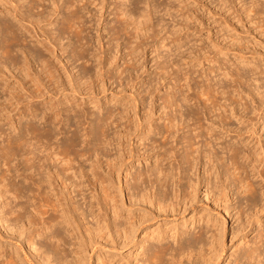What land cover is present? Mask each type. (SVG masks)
Instances as JSON below:
<instances>
[{"label": "rangeland", "instance_id": "1", "mask_svg": "<svg viewBox=\"0 0 264 264\" xmlns=\"http://www.w3.org/2000/svg\"><path fill=\"white\" fill-rule=\"evenodd\" d=\"M67 1L68 0H57V5L59 8L58 12L55 11L53 0H44V1L42 0L43 3L39 1L38 7L33 8L32 10L28 9V6L30 4L29 0L20 1L21 4L24 5L21 8L22 12L25 11L30 13L31 15H36L33 16V18L39 19V20L37 19V23L39 22L38 25L37 23H35V29H31L32 31L29 30L30 31L29 33L26 32L23 28L20 30L22 31L21 33L22 36L24 37V41L21 44L17 45V47L15 46L16 49L22 48L23 50H26L27 54L28 52H30V50L31 52L34 53V54L32 53L34 55L33 56L34 60L29 61L28 65L30 68L29 69L30 74L33 73L31 75L35 77L33 79L31 75H28L29 77H31V79L29 77L23 78L22 83L24 86L21 84L23 88H20L21 85L19 84V81L16 78V76L18 75V70L17 69L14 70L12 66H10L11 69L2 68V70L3 69L5 70L6 75L3 76L2 72L0 73V108H1L0 130L2 131L4 130L3 132L5 133L7 132L11 133L10 135L15 134L16 132L15 130L16 128L14 127L19 125L17 121L19 118V113H21L22 110L19 109L20 104H17L16 101L18 98L15 99V97L24 98L23 100L25 102L22 101V99H19V101H21L20 102L21 104H25L27 108L31 107L33 104L38 105V107L40 108L39 114L35 118L34 122H36V124L41 127H46V126H42L44 119L43 118L41 119L43 115L41 111H43L45 107L49 105L52 106L53 104L55 113L59 110L63 112V113L61 112L60 118L59 116H57L60 122L58 123L57 119H55L54 121L55 124L57 125H55V135L52 138L53 141L56 144L65 141L70 136V133L74 131L75 128L77 127L76 128L77 131L78 130L80 131V132L76 131L80 138L79 139L80 145L77 146V148L78 149L80 148L79 150L90 149V151L93 154L91 159H89L90 162L93 161L94 159H95L94 161H97V159H99L98 162L101 164L100 166L102 168L99 167L98 164V168H97L99 170V171L97 170L98 173L99 174L102 173V175L107 176V173L110 170V169L108 170V164L111 163L112 166L111 165L110 166L112 173L109 175L110 177L109 181H110V185L112 186L111 188L113 189V190L110 189L111 194L113 193L112 195L114 196L115 200L119 202L121 201L120 199H123L122 200L123 206L125 204L123 208L127 210V212L131 210L129 211V213H131L132 211H133L132 213L138 212L137 210L140 207L145 208L148 211L150 210L152 211V212L150 211L151 213H153L150 219L146 221L144 223V227L137 232L138 239L143 237L145 233L149 234L151 232H155V233L166 232L165 236L168 237L166 241L168 242L170 241L169 243L172 245V243L175 244L174 243L175 240L172 239L171 237L172 234L176 232H181L182 230L185 229L187 230L188 234L189 233L191 234L188 235L189 238L192 237L193 239L196 238L198 232L201 230L200 232L202 233V236L204 238V241L203 238H201L202 239L201 242L202 243L205 242L204 244L207 245L205 246L203 244L204 245L203 250L205 253L203 254L202 252L201 257L203 261L201 260L200 257V261H198L199 264L201 262L202 263L204 262L203 264H205V260L206 262L209 260L210 263L207 262L209 264H242L244 262H245L244 264H254L253 261L250 262L247 259H245V257L243 258L242 254L244 256L246 250L259 247L260 244H258V241L259 243H264V237H263L264 209L262 211L258 210L259 205L256 207L251 205V208L248 207L249 205L247 204L248 203L247 195L243 191H241V189L238 188L240 184H238L239 185L238 186L237 182L234 181L233 183L232 179L231 178L229 179L230 176L228 174L232 173L233 170L232 169L229 170L230 172L226 174L227 172H225L224 167H222L223 169L222 171L219 165L221 163L224 164V161L226 166L229 165L230 161L227 160L229 155V153H227L228 152L227 147L229 145H234V144L237 145L242 152L243 150L244 152H246L248 149L255 150L256 152H258L259 155L258 157H256V159L253 158V161H250L251 164L249 166L247 165L249 161L245 160L244 158L243 160L239 159L240 165L247 166V170H246L247 172L246 173L243 172L242 177L245 178L248 177V179H250L252 182L262 181L260 183L263 184L264 180L260 178V176H258L257 173L256 176L254 177L253 171H251V167L252 166L257 167L255 169L256 172H258V170L259 171L264 170V164L260 163V159L262 158L260 153L264 151V125L262 123L264 122L263 121L264 118H260L258 122L255 124L254 126L255 131H253L252 133L249 132L248 134L245 133L244 136L247 135L250 136L249 139L244 141L243 143L239 141L238 144L236 142L237 138L236 136H234L235 133L233 132L229 133L228 136L223 135L222 138L217 139L216 141L213 140L212 141L213 144L211 143L209 149L214 150L215 148V151L217 150L218 157H221L222 155V157L224 156L222 160L223 159L224 160L220 162L221 161L220 159L219 163L214 162L215 165L218 164L217 166H215L213 162L211 163L206 162L209 164H205V160H206V159L204 160L205 155L203 156L202 154V158L199 159L200 162L198 163V166L192 169H188L189 172L188 175L190 176V183L192 184L193 187L186 188L187 192L185 191L184 193L186 197L185 199L183 198L184 197L183 193L180 194V197L178 199H180L181 202L180 204H177L176 207H174V209L172 210L157 212V210L153 208V206L151 207V209H149L150 208L149 204H148L149 206L146 204H143V206L142 204L130 205L131 203H129L127 197H128V193L132 191V188L128 190L126 185L128 184L131 187L133 186L134 175L137 172L140 171L145 172V170H148L149 168H153L151 166L156 165L155 161L157 158H159V156H161L160 153H163L162 152L163 149L164 151L168 152L165 156L167 155L169 156H167V158L164 157L165 160L164 161L162 160L160 164L157 163L159 168L162 167L166 170L168 169V171L174 169L172 171L174 173V171L177 168H179V166H183V168L186 167V165H184L182 162L180 163H178L177 161L172 162V158L170 157L171 156L170 152L173 150L176 156L178 154V158H177L178 160H180L181 156L185 154L186 147L183 140L184 139L183 134L186 135L188 133L187 131L188 129H184V132L182 130H179L177 134H175L177 138H179V140L177 139V142L175 141L173 142V140L170 139L168 140L169 142H167L164 146L162 144L163 138L160 137L161 133L160 134L158 133V131L164 130L165 127L164 125L167 123L166 117L169 115V111L170 114L176 113V112L174 113V110H176V108L173 109V107L175 106H172L171 110L169 106H168L169 109L168 107L165 108V106H167V102L166 101L164 102L163 100L166 97L168 98L169 96L168 93H170L171 91L179 90L180 91L179 94L182 93V95H188L190 97H193L192 101L187 102V104L185 103L184 104L185 106L183 105L180 109L181 113H184L183 115L185 116V119L187 120V123L188 125L191 126V128H193L191 124L193 122H197L195 121L197 118L195 119V116L192 115V112H195L197 107L199 108V110H203V107L201 106L203 105L202 100L204 97L202 98L201 96L200 98L199 97L200 95H197L200 94L199 90L201 89L199 87L203 88V86H206L208 82L209 83L211 82L210 83L211 85L214 84L215 88H219L217 84L219 83V81L220 83L221 81H223L221 85L225 86L224 88L226 93L222 95L223 98H221V96L217 94L216 91H212V93L210 92L211 95L210 94L209 95L212 96L214 94L215 97L214 98L212 96L215 102L214 104L216 105L215 110L217 109L216 111L214 110L213 112L214 114L219 113L220 110L221 111L224 110L222 108L228 107L227 109L228 113L226 114L230 117L227 118L228 119L227 121H228V126L232 128L239 126L240 122L241 123L243 122L242 118L240 119L237 115H231L229 112V106L232 105L231 102L233 100L236 101V99L239 98V97L236 98V96L242 95L243 101L241 100V102L244 103V100L248 102L247 105L248 113H245L246 111L245 112L242 111L240 106L239 108L237 107L236 110V113L239 116L243 115L244 117H246L244 118L246 119V121L247 118H249L248 120H250V116L252 120L254 119V114H253L254 105L251 104V100L249 98H246L247 93L250 92V94L252 95L253 92L254 94L253 98L255 99L256 103L259 105V107L262 110L264 109L263 108L264 95H262L261 97L262 93L260 94V92H262L261 90L264 89L263 86L264 85V0H152V1L148 0V2L152 3V4L150 3L151 16L150 17L146 16V19L148 17L149 20L148 19L145 20L146 23L142 22V27L141 24L140 26L137 27L138 29L137 33L136 30L133 29V26L129 25L130 28L129 26H128L129 29L126 28V23L128 24L131 23V20H129L128 22L127 20L123 21V19L116 12L117 10L119 11L118 6L120 7V4L122 3L123 8L126 7L129 10L134 9L133 10L134 14L139 15L140 12L144 11L143 3L145 2L143 3L138 2V0H133V1L132 0H128V1L127 0H89L92 3L89 1L82 0L83 2L82 1L78 3L75 2L74 4L76 7L75 6L72 7L80 8L78 9V14H79L78 16H79V21H81L80 25H82L81 26L82 32L79 33V35L81 34L80 38L81 39L83 38L82 39L84 45L83 48L86 47V49L84 48L82 50L84 51L82 53H80L79 51L81 48L80 47L78 48L79 43H77V41L75 42L76 37L74 33H71L73 29L70 31L68 29V31L70 32L69 33L67 31V28L61 23L62 22L61 19H64L63 17H65V14H67L68 12L65 9ZM14 3L15 1L13 2V5ZM9 6L11 7L12 3H10ZM41 9H43L44 11L42 13L43 15L42 14L37 15L36 14L37 11ZM0 15H1L0 21L3 22L6 16L5 20L8 21V23L9 22H11L12 24L15 23V19L13 18L12 15L9 14L8 15L0 14ZM118 18H120L121 20L120 19L117 20ZM47 20L52 21L51 24ZM119 26L120 27L122 26L121 27L122 29L117 28ZM123 26L125 28H123ZM116 29L119 30L121 29L122 30V31L120 30L121 33L120 32L118 33L119 30L116 31ZM33 30L37 32H34ZM131 30H133V32L135 31L137 35L135 33L133 34V32L131 33ZM42 31H44L43 36H42ZM34 33L36 35H34ZM72 35L74 37H72ZM45 36H48L50 40L57 38L56 41H54L56 43L55 44L56 46L53 47L54 52L52 53L51 51L45 49L40 42H38V40L40 41L42 40L43 42L48 41L49 39L43 40ZM129 40H133V41H129ZM163 45H165V47L168 50L173 49V52H175V54L172 53V51L169 52L166 48H164ZM25 46L26 48H24ZM49 47L51 48V45ZM176 47L178 48L179 51L177 50ZM131 51L133 54L131 53ZM167 52L169 53L165 54ZM166 55L167 56L171 55V56L168 58ZM33 57H31L28 54V58H33ZM17 58H18L17 64L19 63L26 64V62H24L22 53L18 52ZM35 58L37 60L42 59L49 63L47 64L48 67H52L50 69L52 70V72H54L53 73L55 75L54 79L49 80V78L46 77L45 73L48 72L47 70L48 67L46 66V63L45 65L42 64V68H40L41 64H39L38 63L39 61L37 62ZM3 59L4 58H2L0 54V60ZM10 60L12 59L9 58V61ZM166 60L168 62H165ZM162 62L163 63L165 62L168 65L165 64L164 66ZM161 65H163L162 66L163 68L160 67ZM1 67H3V64L0 65V70ZM40 69H43L42 72ZM164 69H166L167 71ZM225 69H227L228 71ZM221 71L222 72L231 71L233 75L236 74V72H239L238 74L234 75V77L236 76L238 78L240 77L239 75L241 74L243 80L240 79L241 77L238 80H241L242 82L240 83L243 84L241 85L239 81L238 82L236 81L237 79L235 78H233L234 80L233 81L231 79L232 77H229L228 75L226 76L227 78H225L223 75H221ZM243 74L245 75L242 76ZM36 76L39 78V80L36 79L37 78ZM186 76L188 77L190 83L187 81L188 79L185 80ZM176 78L179 79L180 82H177ZM213 78H217L218 81H216V79ZM35 79L36 81L37 80L38 81L36 82ZM40 80L41 82L43 81L44 87L40 85ZM245 80L247 81L245 82ZM215 81L216 83L218 82L216 85H215ZM38 82L39 84H37ZM183 82L184 83L187 82L189 85H191V89H187L184 86L185 84ZM235 83L236 85L238 83L239 84L236 86ZM36 84L37 86L40 85L39 87H37V89H35ZM193 86H195L196 89L192 88ZM257 86L260 88V90ZM169 87L172 88V90H170ZM236 87L238 89H236ZM38 88L39 90L42 91H38ZM220 88L218 90H220ZM242 89H244V91ZM226 90L233 92L231 93L229 91L226 92ZM241 90H242V94H241ZM237 91L238 93L239 92L240 93L236 94ZM9 92H12L11 94H13L15 97L13 98V95H11ZM256 92L259 93L260 96L259 94L255 95ZM38 93H40L41 96ZM194 98L198 99V102H195ZM193 100L195 103L193 102ZM1 103L2 104L4 103V105H2ZM234 105L235 103L232 106ZM219 107L220 109H218ZM5 108H7L6 111H4ZM64 109H67V113L66 112L64 113L63 111ZM110 109H112V112L115 115L112 114L113 117H111V120L113 119L112 121L114 123L112 124L111 127H109L110 129L108 130V136L109 137L112 136L111 139L114 138V140L111 141L110 139L111 143L108 144L107 147L106 145L104 146V144H102V147H100L101 145L99 143V130H97L96 121H98V118L101 119V117L103 119V116L105 117L107 115L105 113H108V110ZM117 112H122V114ZM150 112H153V114H151ZM148 113H150L151 115H148ZM75 114H77L78 116ZM191 115L195 120L192 118ZM207 115L209 118L210 116L209 113ZM66 116L68 117V121L65 118ZM115 116L117 118H115ZM21 117L24 120L23 121L21 119V121H23V123L21 122V125H24V123L29 118H31V116H27V115H25L24 118L23 113H21L20 118ZM252 120L249 122H245L244 125L251 126V123L254 121ZM88 124H90V126H92L93 128L92 140L95 139L94 143H92L93 142L92 140H90L89 143H87L88 138H85V136L83 138V132L85 133V130L89 128ZM116 124L119 125V127ZM150 126H151L150 130L152 131H150L149 135H147L146 137H144L142 134H137L138 132L140 133L141 129L142 131L144 129L146 131L147 128ZM124 127L126 128L129 127L131 129L128 128L129 130L124 131L123 129ZM83 128H85V130ZM195 130H196L195 132H197V131H201L202 129L199 128ZM215 130L217 132L221 131L218 130V128H216ZM185 131L187 132L185 133ZM191 132L194 133V131ZM201 133L203 137L201 138L202 140L200 138L196 139V141L200 140L201 142H199L198 144L197 143L194 144L193 148L196 147L197 145L200 146L202 144L201 149H204V152L207 153L209 152V149L207 146H203L204 145L203 142H204V138L205 140L209 141L208 140L209 136L208 135H207L208 137L203 136L207 133L205 132V130H202ZM152 138L153 141L151 140ZM84 139H86L87 141L86 143L88 145L84 143L85 142L83 141ZM90 143L92 145H90ZM98 143L100 147L99 150L97 149ZM93 144L94 145L97 144V146H94ZM172 146L173 148L170 149ZM105 147L107 150L104 149ZM107 156L109 158H107ZM263 158H264V154H263ZM84 159H82L83 161L81 160L82 162H80L81 165H83L82 168L83 169L85 168L84 171H86L87 174L90 175L89 177H92V174L90 173L91 170H89L91 169V167L89 168L90 162L87 160H85L86 161L85 162ZM153 161L155 164L153 163ZM21 162L22 161L19 156L14 157V159L11 161L12 164H10L12 167L11 172L8 173L6 169L9 166H7V164L4 165V162L0 159V185H1V181H5L2 183H6V180H4L5 175H3L4 173H6V175L7 173L14 174L13 177H10L11 178L10 180L12 181L11 183L14 182V184H17L15 186H17L18 189L21 188L19 189V191H21L20 193H22V195L21 194L19 195L20 197L21 196L22 197L19 198L18 200L15 199V201H12L13 203L11 202V205L13 204L12 207L14 209H17L18 207L17 205H19L18 209H20L22 204L23 207L21 208L22 210L20 209L21 211L28 209L32 212L33 206L39 205L37 201L39 200V202H41L42 204L45 202L44 201L45 198L44 200L39 199V198H43L42 197L43 195L39 196V198H37L38 196L37 197L34 196L36 197V199L33 198V195L34 194L36 195L38 192L36 188H34L33 184L30 183L29 180H26L24 178V175L30 174V170L25 171L24 172L25 174L23 173L24 175L21 174L22 176L16 175V173L14 172L15 171L14 165L18 166V168L22 171L23 165ZM203 163L205 165H203ZM207 165L213 166L214 169L211 167L212 169L211 171H208L207 174H203L204 166L206 169H208L207 167L210 168V166ZM215 167L218 168V171L220 170V174L216 179H215L216 177L215 174L218 171H214ZM210 172H212V174H214L215 177L212 174H210ZM205 175H207V177L209 176L208 178L209 181L207 180L209 183L204 182L206 179ZM179 176L180 174L176 175V179ZM37 177L38 175L37 176L34 175L33 178L35 179ZM86 177L87 176H85L84 178L82 177V179L80 178L81 181L83 180L82 181L83 188L81 187L82 191L80 190V192H79V188H74V184H75L74 182L70 181L69 184L70 179L66 180V183H68L66 184L68 186L67 189L61 188L62 186L59 185L60 183H57L58 188L57 187L56 188L58 189V194H62L60 201L62 200L63 202H66V204H68L69 206H71L72 203H78L76 205H80L79 207L85 210L86 212L85 215L87 220L85 219L86 221L84 222H89L91 225L88 223L89 225L87 226L94 227L95 219H94V214L92 213H94L95 211L96 214L97 211L95 208L89 209L90 207H88L89 206L88 203L93 202L92 201L93 199L91 198V194H93L94 191H96V193L99 192L100 187L98 185L94 186L95 184H92L93 179H90L89 180L90 183H89L88 178ZM12 178H14V180ZM44 179L46 182L50 181V178L48 177V175H46V173H44L43 180ZM183 182L186 181L183 180L181 183ZM51 184L52 186H55L54 178L51 179ZM235 185L238 187H236ZM52 186L49 188L50 193L56 189V188L53 189ZM243 186H245V183H243ZM97 188L99 190H96ZM169 188L171 189L172 187L170 186ZM92 190L93 192H91ZM55 191H53L51 195L48 193L49 197L53 195L48 199V201H50V199L52 200L55 199ZM186 194L188 195L186 196ZM258 197L260 204V201L261 199L264 198V195L263 196L258 195ZM174 201L177 202V200L175 199ZM263 202L264 199L262 200V203ZM49 203L50 204L47 203L44 204L50 205V207L49 206L46 207L47 205L42 204L43 208L41 209L46 210L47 208L46 211L48 213H46L45 215L46 216L50 215L51 218L52 215H53L52 217H54L55 211L49 209V208L53 209V207L51 206L53 205V203L51 204V201ZM3 205L4 202L0 198V218H4L5 216L9 215V214L7 215L6 212L7 207H4ZM14 205L16 208L14 207ZM88 209L90 211H88ZM91 210H93V212ZM30 211L28 213V216L31 213ZM74 214L76 215V213ZM25 215H27L26 211H25ZM28 216H26V218L23 219V221L27 224L26 227H29L27 223ZM8 217L4 218L3 221L1 222L3 224V225L1 224L3 227L0 225V264L3 263V260L6 259L5 257H7L8 254H11L12 257L15 258L19 264H28L26 259L27 255L28 257L32 258L33 261L39 260L40 259L39 257L38 259L37 258L33 259V257H31V253L29 249L26 247V240H28L27 238H30L29 236H31L30 230L27 228L26 230L22 229L24 235L22 234L20 237L16 238L17 236H15L14 232L11 233L9 232L10 230L5 228V225L6 227L8 226V223H6V221L10 219L11 221L10 222L7 221V222L11 224L12 219L14 218L13 215H11L9 219ZM248 221H251L249 225L247 224ZM24 222L22 224L25 227ZM18 223L19 224H17V227L21 226L20 225L21 223L20 222ZM10 226L11 225H9V227ZM84 228H85L84 226L81 227V231L83 235L85 232ZM105 233L107 234L105 235ZM219 234L220 236H218ZM104 235H103L104 236L103 240L99 239L100 241L98 240L97 242L98 244L95 243L97 245L96 247L94 246L92 251H91L92 248L90 246L83 247L86 248L85 252L84 249L83 251L80 250L83 256L81 259L83 260V263L102 264L103 262V264H108V263L125 264V262L129 261L131 264H134L136 263L135 259L140 254L138 252H141L140 249H142V247L147 246L146 245L147 243L152 242V240L150 241L149 239L148 240L149 242L146 241L144 244L129 243L127 246L121 248V244L118 243L113 233L110 234V236H108V232L104 231ZM34 236H35V241L37 240L38 243L41 242V244H43V247L45 248L46 246L49 248L51 247L50 240L46 237V234L42 236L41 235L38 236L37 234H34ZM84 237H87V234ZM218 238L219 240L217 242ZM66 239L68 242L71 243L72 240H70V237H66ZM209 239H211V241ZM212 242L213 244H211ZM71 248H73V246L68 243L66 249H68L69 251L71 250ZM77 248L78 247L76 246V249ZM87 249L90 250L91 253H88L89 251H87ZM73 251H78V250H73ZM72 253H70V255ZM70 255L68 256L69 259L67 258V260H70L69 263L73 264V260L71 259L72 255L71 256ZM44 263L47 264L48 262H44ZM53 264H55V262Z\"/></svg>", "mask_w": 264, "mask_h": 264}, {"label": "bare ground", "instance_id": "2", "mask_svg": "<svg viewBox=\"0 0 264 264\" xmlns=\"http://www.w3.org/2000/svg\"><path fill=\"white\" fill-rule=\"evenodd\" d=\"M14 1H15V3L13 5ZM16 1L18 2L19 0H8V1L7 0H0V14H2V15H8V14L12 15L13 18L15 19V23H13V24L11 22L8 23V21L5 20L6 16H5L3 22L0 21V40H1L0 41L1 42V44H0V54H1L2 58H4L3 60H0V65L3 64V67H1V70H0V73L2 72L3 76L6 75L5 74V70L4 69L2 70V68H6V69L10 68L11 69L10 66H12L14 70H16V69L18 70V75L16 76V78L18 79L19 84L23 85V83H22L23 78L29 77L28 75L33 74V73L30 74V70H29L30 68H29L28 63H29V61L34 60V57H33L34 53L31 52V50H30L31 53L28 52V54L31 57H33V58H28V54L26 53V50H23L22 48L16 49L15 46L17 47V45L21 44L24 41V37L22 36V33H21L22 31H20V30L23 28L26 32L29 33L30 31H32L31 29H35V23H37V19L38 18L37 19L33 18V16H36V15H31L30 13L25 12V11L22 12L21 8L24 5L21 4V2H20L21 0L19 1L20 3L19 2L17 3ZM29 1H30V4L28 6L29 10H32L33 8H37L38 7V2L39 1L42 2V0H29ZM81 1L82 0H68L67 3H66V6H65L66 7L65 9L68 12H67V14H65V17H63L64 19H61L62 20L61 23L67 28V31H68V29H69V31L73 29L71 33H74V35L76 37L75 38L76 39L75 42L77 41V43H79L78 44L79 45L78 48L79 47L81 48L79 50L80 53L84 52V51H82L84 48L86 49V47L83 48V46H84L83 42H82L83 38L81 39L80 38L81 34L79 35V33L82 32V29H81L82 25H80L81 21H79V16H78L79 15L78 14V9H80V8L79 7L78 8H73L72 6H75V4H74L75 2L78 3V2H81ZM84 1H89V0H84ZM89 2H91V1H89ZM138 2H142V3L145 2V3H143L144 11H142L143 9L141 10L142 12H140V13L137 11L139 13V15H135L134 14V11H133L134 9L129 10L126 7L123 8V6H122L123 4L122 3L120 4V7L118 6L119 11L117 10V12H116L123 19V21L127 20V22H128L129 20H131V23H129V24L126 23V28H128L129 25L133 26V29L136 30V33L138 32L137 27L140 26V24H141V27H142V22L146 23L145 20H147L148 17L151 16L150 15V12H151L150 11V7H151L150 3L151 2H148V0H138ZM10 3H12L11 7L9 6ZM144 4H145V7H144ZM53 5L55 7V11L58 12L59 8H58V5H57V0H53ZM128 5H129V3H128ZM43 12H44L43 9H41V10L37 11L36 14L37 15H41ZM135 12H136V10H135ZM166 14H168V13H166ZM146 16H148L147 19H146ZM46 17H47V15H46ZM119 19L120 18H118L117 20H119ZM47 21L50 22V24L52 22V21H49V20H47ZM135 21H137V22H135ZM38 23H37V25H38ZM27 26H30V27H27ZM130 26H129V28H130ZM65 27H63V28H65ZM121 27L119 26L117 28H121ZM123 28H125V27L123 26ZM117 30H119V29H116V31ZM120 30L118 31V33L120 32ZM123 30H125V29H123ZM34 32H37V31H34ZM132 32H133V30H131V33ZM43 33H44V31H42V36L44 35ZM134 33H135V31L133 32V34ZM34 35H36V34L34 33ZM56 37H57V35H56ZM72 37H74V36L72 35ZM81 37H83V36H81ZM47 39H49L48 36H45L43 40H47ZM56 39L57 38L52 39L53 41L49 39L48 41H44V42L42 40H41L42 42L40 40H38V42H40L45 49H47L48 51H51V53H52V52H54V48L53 47L56 46L55 45L56 43L54 42V41H56ZM136 39H138V38H136ZM129 41H133V40H129ZM85 44H86V42H85ZM50 45H51V48L49 47ZM163 46H164V48H166L165 45H163ZM132 47H135V46H132ZM179 47H181V46H179ZM24 48H26V46ZM76 49H77V47H76ZM177 50H178V48H177ZM168 51L169 52L172 51V53L175 54V52H173V49L172 50H168ZM18 52L23 54L24 62H26V64H24V63H22V64L19 63L20 65L17 64V59H18L17 58V54H18ZM169 52H167L165 54H168ZM131 53H132V51H131ZM170 56H167V57L169 58ZM9 58L12 59V60L9 61ZM35 60H37V59L35 58ZM37 62L39 64H41L40 68H42V64L45 65V63H46L47 67H48V64H49L47 61H44L42 59H38ZM165 62H168V61L166 60ZM165 62L164 63L162 62V64L164 66H165V64H167ZM163 65H161L160 67L163 68L162 67ZM167 67H164V68H167ZM255 67H254V69H255ZM50 68H52V67H48V69H47L48 72L45 73L46 72L45 71L44 73L46 74V77L49 78V80H52V79H54L55 75L53 74L54 72H52V70ZM257 68H258V66H257ZM40 70L42 72L43 69H40ZM164 70H166V69H164ZM225 70H227V69H225ZM176 71H177V69H176ZM224 71L223 72L221 71V75H223L225 78H227L226 76L228 75L229 77H232L231 78L232 80H233V78H235V79H237L236 80L237 82L238 81H239V83L242 82L241 80H243V79L241 77V74L239 75L241 78L240 77L237 78L236 76L234 77V75L238 74L239 72H236V74L233 75V73L231 71H229L231 73L224 72ZM161 74H162V72H161ZM219 74H220V72H219ZM244 75L245 74H243L242 76H244ZM31 76L34 79L35 76H33V75H31ZM37 76H40V75H37ZM29 78L31 79V77H29ZM185 78H186L185 80L188 79L187 76ZM239 78L241 80H238ZM36 79L39 80L38 77ZM36 79H35V81H36ZM213 79H216V81H218L217 78H213ZM245 79H246V77H245ZM176 80H177V82H180L179 79L176 78ZM254 80H255V78H254ZM18 81H17V83H18ZM187 81L190 83L189 79ZM216 81H215V85L218 83V82L216 83ZM246 81L247 80H245V82ZM49 82H51V81H49ZM222 82L223 81H221V83H220V81H219V83L217 84L219 86V88L221 87L220 90H218L219 88H215L213 83H212L213 85H211L210 84L211 82L210 83L208 82L209 85H208V83H207L206 86L202 85L203 88L199 87L202 82L200 83V85L198 84L199 85L198 87L201 90H199L200 94H197V95H200L199 96L200 98H201V96H202V98L204 97L203 100H202L203 105L201 106V107H203V110H199V108L197 107L195 112L191 111L192 115L195 116V119L197 118L195 120L193 118V116L191 115L192 118L195 121H197V122H193L191 124L193 126V128H191V126L188 125L187 120L185 119V116L183 115L184 113H181V110H180L181 107L185 103L187 104V102L192 101L193 97H190L188 95H182V93L179 94V92H180L179 90L178 91L177 90H173L170 93H168L169 94L168 98L166 97L165 99H163L164 102L165 101L167 102V106H165V108H167L169 106L170 110H171L172 109L171 107L175 106V107H173V109L176 108V110H174V113L175 112L176 113L175 114L172 113L173 114L172 115V114H170V111H169V115L166 117L167 123L164 125L165 126L164 130L163 131H158L157 130V131H158L159 134L161 133L160 137L163 138L162 139V144L164 146L167 142H169L168 140H170V139L173 140V142L174 141L177 142V139L179 140V138H177V136L175 135V134H177V132L179 130H182L184 132V129H188L187 130L188 133L186 135L183 134L184 137L182 136L184 138V139L183 138L182 139L184 140V144H185V147H186V150L184 149L185 150V154L183 156H181L180 160H178L177 159L178 158V154L176 156L175 152L173 150L170 152V155H171L170 157L172 158V162H176V161L178 163L182 162L184 165H186V167L183 168V166H179V168H177L178 170L176 169L174 171V173L172 172L174 169L171 170V171H168V169L166 170V169H164L162 167L159 168L158 164H160L162 162V160L163 161L165 160L164 157L167 158V156H169V155L165 156L168 152L164 151V149H163V151H162L163 153H160L161 156H159V158L160 157H162V158L159 159V158L156 157L157 158L156 161H155L156 165L151 166L153 168H149L148 167L149 169L147 168L148 170H145V172H142V171L137 172L134 175V179H133L134 183L132 182L133 186L131 187L128 184L126 185L128 190H130L132 188V191L130 193H128V197H127L129 203H131L130 205H141L142 204V206H143V204H146V205L149 204L150 205L149 209H151V207L153 206V208H155L157 210V212H162V211L164 212V211H167V210L174 209V207H176V205L180 204V202H181V200L178 199L180 197V194L183 193L184 197L183 196L182 197L185 199L186 197H185L184 193L186 191V188L187 187H193L192 184L190 183V176L188 175V173H189L188 169H192V168L198 166V163L200 162L199 159L202 158V154H203V156L205 155V157H204V160L206 159L205 160V164H209V163L213 162V164L215 165V163H217V162L219 163L220 159H221L220 162H222L224 160V159L222 160V158L224 156L222 157V155H221V157H218L217 150L215 151V148H214V150L209 149L213 140L216 141L217 139L222 138L223 135H227L228 136L229 133L233 132V133H235L234 136H236V138H237L236 142L238 143L240 141V142L243 143L244 141L248 140L249 136H250V135L244 136L245 133L248 134L249 132L252 133L253 131H255V129H254L255 124L258 122V120L260 118H264V116H263L264 115V109L262 110L259 107V105L256 103L255 99L253 98L254 97L253 96L254 95L253 92H252V95L250 94V92L247 93V95H246L247 97L246 98H249L251 100V104L254 105V108H253V114H254V119L253 120L254 121L251 119V116H250V120H248L249 118H247V121H246V119H244L246 117H244L243 115L239 116L236 113L237 107L239 108V106L241 107L242 111H244V112L246 111L245 113H248V111H247L248 102L245 101V100H244V103L241 102V100L243 101L242 95L241 96H236V98L239 97V98L236 99V101L233 100L234 103H235L234 106H232L234 104L233 101L231 102L232 105H230V106L228 105L229 106V112H230L231 115H237L240 119L241 118L243 119V122L242 123L240 122L239 126H237L235 128H232V127L228 126V121H227L228 119L227 118L230 117V116H228L226 114V113H228L227 112L228 111L227 110L228 107L227 108L226 107L222 108L220 106L224 110H222V111L220 110L219 113H215L216 115L213 113L214 110H215V106L216 105L214 104L215 102H214V100L212 98V96L214 97V94L212 96H210L211 95L210 92L212 93V91H216V93L219 94L221 96V98H223L222 95L225 93V88H224L225 86L221 85ZM37 84H39V82ZM37 84L35 85L36 86L35 89H37V87H39L40 85L44 87V83H43V81L41 82V80H40V85L37 86ZM184 84L183 85L187 89H191V85H189L187 82H185ZM22 85H21L20 88H23ZM235 85H236V83H235ZM195 86H193L192 88H195ZM254 87H256V86H254ZM231 89H233V88H231ZM236 89H238V88L236 87ZM170 90H172V88H170ZM170 90H167V91H170ZM242 90L244 91V89H242ZM242 90H241V94H242ZM250 90H252V89H250ZM259 90H260V88H259ZM38 91H42V90H39V88H38ZM228 91L226 90V92H228ZM261 91L262 92H260V94L262 93L261 94V97H262V95H264V89L261 90ZM229 92L231 93L233 91H229ZM9 93L11 94L12 92H9ZM30 93H32V92H30ZM239 93L237 91L236 94H239ZM38 94L40 95V93H38ZM41 94H43V93H41ZM257 94H259V93L256 92L255 95H257ZM260 94H259V96H260ZM11 95H13V94H11ZM14 97L15 96L13 95V98ZM36 97H37V95H36ZM226 98H227V96H226ZM15 99H17L16 100L17 104H20L19 109L22 110L21 113H23L24 118H25V115L31 116V118H29L24 123V125H21V122L23 123L24 120L22 119V117L20 118L21 113H19V118H18V121H17V123L19 125L17 124L18 126L14 127V128H16L15 129L16 132L13 135H10L11 133H8V132L7 133L3 132L4 130L3 131L0 130V159L4 162V165L7 164V166H9L6 169V171L9 173V172H11V168H12L11 165H10V164H12L11 161L14 159V157L19 156L21 158V161H22L21 163L23 165V170L21 171L18 168V166L14 165V167H15V171L14 172L16 173L17 176H19V175L23 174L25 171L30 170V174L29 175L27 174L28 176L24 175L25 173L23 175H24V178L26 180H29L30 183L33 184L34 188H36V190L38 192L36 195L32 194L33 198L36 199L37 196H38L37 198H39V196L43 195L42 196L43 198H39V199L40 200L41 199L44 200V198H45V200H44L45 202L44 203H47V204H50L49 202L51 201V204L53 203V205H51L53 207V209L52 208H49V209L55 211L54 217H52L53 215L51 216V218H50V215L46 216L45 214L48 213L46 211L47 210L46 207H48V206L50 207V205L42 203L44 205H47L46 207L44 206L46 208V210H44V209L42 210L41 208H43V205L41 204V202H39L38 199H37L38 200L37 202L39 203V205H34L32 212L30 210H28L27 208H26L27 210H23L24 212L21 211L22 210L21 208L23 207L22 204H21V208H20L21 210L18 209L19 205H17L18 206L17 209H14L12 207L13 204L11 205V202L15 201V199L18 200L19 198L22 197V196L20 197V195H19V194L22 195V193H20L21 191H19V189H21V188L18 189L17 186H15L17 184H14V182L11 183L12 181L10 180L11 179L10 177H13L14 174H8V173H7V175H6V173L3 174V175H5V179L4 180H6V183H2V182H5V181H1V185L2 186L0 185L1 186V188H0V198L4 202L3 206L7 207V211H6L7 215L9 214L10 215V216L8 215L9 217H11V215H13V217H14L12 219L11 224L9 223L11 221L9 219V217L8 216L4 217V218L8 217V219H9V220H7L9 222L6 221V223H8V226H7L8 228L6 227V225H5V228L10 230L9 232H11V233L14 232L15 236H17L16 238L20 237L24 233V232H22L23 230H26V228L29 229L30 232H31V236H29L30 238H27L28 240L25 239L26 240V247L29 249V251L31 253V257H33V259H36V258L38 259V257L40 258L37 261L36 260L33 261L32 258L28 257V255H27L26 259H27V263L28 264H45L44 262H48L50 264H53L54 262H55V264H70L69 263L70 260H67V258L70 255V253H72V252H73L71 254L72 256L71 255L70 256L72 257L71 259L73 260V264H85V263H83V260H81L83 256H82L80 250L83 251V249H84V252H85L86 248H83V247L90 246L92 248L91 249V251H92L94 246L96 247V245L98 244L97 243L98 240L99 239L103 240V237L107 234V233H105V235H104V231L108 232V236H110V234L113 233L114 236L116 237L118 243L121 244V248L127 246L129 243L144 244L146 241L149 242L148 241L149 239H150V241L152 240L151 243L150 242L147 243L146 244L147 246L142 247V249H140L141 252H138L140 254L138 255V257L136 256L137 257L135 259L136 263H134V264H199L198 261H200V257L202 256V252H203V254L205 253L204 250H203V246L205 245L204 244L205 242H203V243L201 242V240H202L201 238H203L202 233L200 232L201 230L199 231L200 233L197 231L198 235L196 236V238L192 239V237H190L191 238L190 239L189 236H188L190 233L188 234L187 230H185L183 228L184 230H182L181 232H176V233L172 234L171 237H172V239L175 240V242H174L175 244L172 243V245L169 243L170 241L169 242L166 241L167 238H168V237L165 236L166 232H158V233L157 232L156 233L155 232H151L149 234L145 233L143 237L138 239L137 232L144 227V223L150 219V217L152 216L153 213H151L152 212L151 210H150L151 211L150 212V211H148V210H146L145 208H142V207L138 208V210H137L138 212L132 213L133 212L132 211L131 213H129V211H131V210H129L127 212V210H125L123 208L125 206V204L123 206V202H122L123 199H120L116 195L121 201L118 202V201L115 200L114 196L112 195L113 193L111 194V190L110 189H112L111 188L112 186L110 185V181H109V179H110L109 175L112 173V170H111V166L112 165H111V163L108 164V170L109 169L110 170L108 171L107 176L102 175V173H100L101 175L98 173V171H99L97 169L98 168V164H99V167H101L100 166L101 164L98 162L99 159H97V161H94L95 160L94 159L93 161L90 162L89 159H91V157L93 155L92 152L90 151V149L79 150L80 148L79 149L77 148V146L80 145V140H79L80 138H79L78 133H77L79 130L77 131V129H76L77 127L76 126H75L76 128L74 127L75 130L73 129L74 131H72L70 133V136L65 141H62V142H60L58 144H56L53 141L52 138L55 135V125H57V124H55L54 121H55V119H57L58 123L60 122L59 118H60V115H61L62 111L58 109L59 111H57L55 113L54 112V107H53L54 105L52 103H51L52 106L49 105V106L45 107L43 109V111H41L42 114H43L41 119L42 118L44 119V122H43L42 126H46V127H41V126L37 125L36 122H34L35 118L39 114V109L40 108L38 107V105H34L33 104L34 106L33 105L31 106V104H32L31 103L30 106L32 108L31 107L27 108L25 104H21L20 103L21 101H19V99H22V101H24L23 100L24 98L15 97ZM193 102H194V100H193ZM195 102H198V99H195ZM255 104H257V105H255ZM2 105H4V103ZM1 107H3V106H1ZM169 107H168V109H169ZM220 107L218 109H220ZM65 108H68V107H65ZM263 108H264V105H263ZM6 109L7 108H5L4 111H6ZM110 110H108V113H105L107 115L105 117L103 116V119L101 117V119L98 118V121H96L97 122V126L96 127H97V130H99V143L101 145L100 147H102V144H104V146L106 145V147H107V145L110 144L111 141L114 140V138L111 139L112 136L111 137L108 136V130L110 129L109 127H111L112 124L114 123L112 121L113 119L111 120V117H113V115H115V114H113L112 109H110ZM63 111H64V113L65 112L67 113V109H64ZM207 112L210 115L209 116L210 120L208 118V115H207L208 113ZM117 113L122 114V112H117ZM150 113L153 114V112H150ZM150 113H148V115H151ZM210 113H212V114H210ZM123 114H124V112H123ZM75 115H77V114H75ZM57 116H59V118H57ZM67 116L65 118L68 121V117ZM183 116H184V118H183ZM187 116H188V113H187ZM121 117H122V115H121ZM238 117H236V118H238ZM62 118H63V116H62ZM65 118H64V120H65ZM115 118H117V117L115 116ZM21 119L23 121H21ZM251 120L253 121L251 123V126L244 125L245 122H249ZM238 121H239V119H238ZM202 122H203V124H202ZM64 123H65V121H64ZM262 123L264 125V122H262ZM159 124H161V123H159ZM247 124H249V123H247ZM88 126H89V128L86 129V130H85V128H83L85 130V133L83 132V138H84V136H85V138H88V140H87L88 142L86 141V139L83 140V141H85L84 142L85 144L89 143V141L92 140L93 128H92V126H90V124H88ZM117 126L119 127V125H117ZM129 127H127V128L124 127L123 128L124 131L131 129ZM199 128L202 129V130H205V132H207L203 136H206V137L209 136L208 137L209 141L205 140V138H204V142H203V144H204L203 146H207L208 149H209V152H207V153L204 152V149H201V145L202 144L200 146L197 145L198 146V147L196 146L197 148L196 147L193 148L194 144H196V143L198 144L199 142H201L200 140L196 141V139L197 138H200V139L203 138L202 137V133H201L202 130L195 132L196 131L195 129H199ZM216 128H218V130H221V131L217 132L215 130ZM150 129H151V126L148 127L146 131H145V129L143 131L141 129L140 133L138 132L137 134H142L144 137H146L147 135H149L150 131H152ZM153 131H155V130H153ZM187 131H185V133ZM191 131H194V133H192ZM57 133H58V130H57ZM94 138H95V136H94ZM110 139H111V141H110ZM94 140H92L93 141L92 143L95 142ZM151 140L153 141V138ZM97 141H96V143H97ZM154 142H156V141H154ZM99 143H98V148H97L98 150L100 148L99 147ZM182 143H183V141H182ZM90 145H92V144L90 143ZM94 146H97V144L94 145ZM159 146H160V144H159ZM173 146L170 149H172ZM106 147L104 149H106ZM160 149H161V147H160ZM227 149H228L227 153H229V155L227 154L228 155V159L227 160L230 161L229 165L226 166L225 161H224V164L221 163L222 165L220 164L219 167L221 169H222V167H224L225 172H227L226 174H228L230 172L229 170H231V169L233 170L232 173L228 174L230 176L229 179L231 178L233 183H234V181L237 182V185L240 184V186L238 185L239 187L236 186V185L235 186L238 187L239 189H241V191H243L247 195L248 203L247 202L246 203L249 205L248 207L251 208V205L254 206V207L259 205L258 210L262 211L264 209V202L262 203V200L264 198L261 199L260 204H259L258 195L259 196H263L264 195V185H263L264 182H263V184L260 183L262 181H260V182L259 181L252 182L250 179H248L247 176H246L247 178L242 177V173L243 172H245V173L247 172L246 171L247 170V166L246 165L245 166L244 165H240V163H239V159L243 160V158H244L245 160L249 161L248 164H247L249 166L251 164L250 161H253V158L256 159V157H258V155H259L258 152H256L255 150H250V149L247 150L246 149L247 151L244 152V150H243V152H244L243 153L240 150V148L237 145H235V144L234 145H229L227 147ZM100 153H101V151H100ZM262 153L264 154V151ZM262 153H260L261 156H262V158L260 159V163L264 164V158H263V154ZM107 154H108V152H107ZM96 155H98V154H96ZM107 158H109V157L107 156ZM82 159H84V161L87 160V161L90 162L89 168L91 167V169H89V170H91L90 173L92 174V177H89L90 175H88L87 172L84 171L85 168L84 169L82 168L83 165H81V163H80V162L83 161ZM206 162H209V163H206ZM153 163H154V161H153ZM182 163H181V165H182ZM205 164L203 163V165H205ZM252 164H253V162H252ZM217 165L218 164H216L215 166H217ZM207 166H210V165H207ZM14 167H13V169H14ZM211 167L214 169L213 166H210V168L207 167L208 169H206L205 166H204L203 167V170H204L203 174H207L208 171H211L212 170ZM256 168L257 167H255V166L251 167V171H253L254 177L256 176V173H257V175L260 176V178H262L264 180V170H260V171L258 170V172H256L255 171ZM19 171H21V172H19ZM54 171H55V173H54ZM214 171H218V168L215 167ZM222 171H223V169H222ZM44 173H46V175H48V177L50 178V181L46 182L45 179L43 180ZM178 174H180V176L177 177V179H176V175H178ZM210 174H212V172H210ZM219 174H220V170L218 172H216V174H215L216 177L214 176V174H212V175L216 179V178H218ZM34 175H36V176L38 175V177L34 179L33 178ZM253 175H251V176H253ZM85 176H87L86 178H88V182L89 183H90L89 180L93 179L94 183L91 180L92 184H95L94 186L98 185L100 187V191L99 192L96 193V191H94V193L91 194V198L93 199L92 200L93 202L88 203L89 204L88 207H90L89 209L95 208L96 211H97L96 214H95V211H94V213H92L93 210H91L92 211L91 213L94 214V219H95V226L94 227L87 226L90 223L89 222H84V221L87 220L86 215H85L86 212H85V210H83V209H81L79 207L80 205H76L78 203H72L71 206H69L68 204H66V202H63L62 200H61L62 202L60 201V199L62 197V194H58V189H57L58 188L57 187V183H60L59 185L62 186V187L60 186L61 188L67 189L68 186L66 184H68V183H66V180L70 179L69 180V184H70V181L74 182L75 183L74 184V188H79V192H80V190L82 191V188H83L82 187L83 186V182H82L83 180L81 181L80 178L82 179V177L84 178ZM125 176H127V175H125ZM205 176H206V179H205L204 182L209 183L208 182L209 181L208 178H209L210 175L208 177H207V175H205ZM223 177H225V176H223ZM53 178L55 179V186H52V184H51V179H53ZM12 179L14 180V178H12ZM183 180H185L186 182L181 183ZM198 180H199V178H198ZM132 183H131V185H132ZM226 183H227V181H226ZM243 183H245V186H243ZM173 185H174V187H173ZM51 186H52L53 189H55L57 187L55 189L56 191L52 189L53 191H55V199H53V200L50 199V201H48V199L53 196L52 195V196L49 197V194L51 195V193L53 192L51 190L52 192L50 193V189L49 188ZM84 186H85V184H84ZM170 186L172 187L171 189L169 188ZM61 188H59V189H61ZM93 188H95V187H93ZM93 190L91 192H93ZM96 190H99V189L97 188ZM42 193H44V194H42ZM47 194H48V196H47ZM187 195L188 194H186V196ZM34 196H36V197H34ZM174 199L177 200V202H175ZM249 200H250V202H249ZM71 201H73V200H71ZM28 204H29V202H28ZM146 205H145V207H146ZM14 207H15V205H14ZM23 209H25V208H23ZM89 209H88V211H90ZM25 211L27 212V215H25ZM29 211L31 213L28 216ZM74 213H76L77 217H76V215ZM26 216H28L27 223H28L29 227H26L27 224L23 221V219L26 218ZM4 218H0V225L2 224L1 222L3 221ZM18 222L21 223L20 224L21 226L18 225L19 227H17V224H19ZM23 222L25 223V227L22 224ZM81 223H82V226L85 227L84 228V231H85L84 235H83V233L81 231V227H82ZM250 223H251V221H248L247 224L249 225ZM9 225H11V226L9 227ZM22 226H23V228H22ZM33 230H34V233H33ZM164 231H165V229H164ZM263 231H264V229H263ZM202 232H204V231H202ZM85 233L87 234V237H84L86 235ZM34 234H37L38 236H40V235L42 236V235L46 234V237L50 240L51 247L49 248L46 245H44V246H46V248H45V247H43V244H41V242H39L40 243V245H39L37 240L35 241ZM28 235H30V234H28ZM216 235H217V233H216ZM218 236H220V234ZM66 237H70V240H72L71 243L67 241ZM217 237H215V238H217ZM263 237H264V234H263ZM209 240L211 241V239H209ZM218 240H219V238L217 239V242H218ZM203 241H204V238H203ZM68 243L73 246V248H71V250H69V251H68V249H66V246H67ZM95 243H97V244H95ZM211 244H213V242ZM258 244H260L259 247L248 249V250H246L245 253L243 252L244 256L242 254V257L243 258L245 257V259H247L250 262L253 261L254 264H264V243H259V241H258ZM258 244H257V246H258ZM76 246L78 247L77 249H76ZM72 249L73 250H78V251H73ZM87 251H89L88 253H91L90 250L87 249ZM5 258L6 259H4L3 263H1V264H19L18 261H16V259L13 258L11 254H8V256L5 257ZM245 259H243V260H245ZM201 260H202V257H201ZM207 262H209V260ZM207 262L205 260V264ZM209 263H207V264H209ZM244 263H242V264H244ZM102 264H103V262H102ZM125 264H131V263L129 261H127V262H125Z\"/></svg>", "mask_w": 264, "mask_h": 264}]
</instances>
